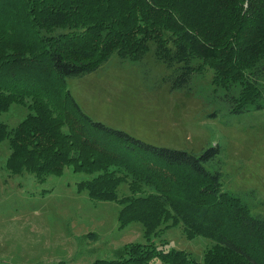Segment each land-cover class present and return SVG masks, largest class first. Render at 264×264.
I'll return each mask as SVG.
<instances>
[{
	"label": "trees",
	"instance_id": "trees-1",
	"mask_svg": "<svg viewBox=\"0 0 264 264\" xmlns=\"http://www.w3.org/2000/svg\"><path fill=\"white\" fill-rule=\"evenodd\" d=\"M119 1L118 8L99 0L82 8L79 0H0V114L14 102L27 108L15 125L0 117V141L9 146L6 169L43 180L71 165L92 174L79 182L90 198L120 204L121 227L139 221L147 237L172 215L187 236L212 240L202 260L136 241L97 264H148L154 257L167 264H264V216L252 211L262 201L253 188H223L218 142L199 152L146 142L93 119L66 86V77L89 73L113 55L136 61L151 51L168 69L161 80L172 91L190 89L214 66L211 83L196 91L215 98L212 114L263 109L264 0L212 1V15L239 25L232 41L215 28L188 25L157 35L156 26L139 23L145 11L136 20L138 5L154 0ZM122 181L128 195L118 193Z\"/></svg>",
	"mask_w": 264,
	"mask_h": 264
},
{
	"label": "rangeland",
	"instance_id": "rangeland-1",
	"mask_svg": "<svg viewBox=\"0 0 264 264\" xmlns=\"http://www.w3.org/2000/svg\"><path fill=\"white\" fill-rule=\"evenodd\" d=\"M94 0H79L84 7ZM121 7L119 0H99ZM125 1V0H124ZM133 2L134 0H126ZM125 1V2H126ZM215 0H154L139 7L146 15L142 26H156L157 35L167 34L176 25L215 28L227 41L236 38L237 26L210 12ZM134 7V5H133ZM251 23L244 27L249 28ZM247 29L244 28L243 32ZM225 31V32H224ZM239 33V34H240ZM136 35L140 37V32ZM142 38V37H141ZM168 72L151 51L143 59L120 60L116 55L99 68L75 77H66V86L82 109L93 119L121 128L157 145L199 152L218 142L223 169V188L241 192L255 189L261 203L252 209L264 216V108L229 112L218 108L213 96L200 97L196 91L216 76L209 65L187 90H170L161 75ZM27 112L12 103L0 117L15 125ZM9 153L6 139L0 141V264H97L112 258L119 248L136 241L184 249L197 260L212 240L200 234L187 236L184 226L166 216L146 237L139 221L119 225L120 204L116 200L90 198L79 182L92 174L74 170L38 180L32 173H10L5 162ZM119 195L131 192L128 184L118 185ZM173 224V225H171ZM169 225V226H168ZM148 264H167L158 257Z\"/></svg>",
	"mask_w": 264,
	"mask_h": 264
}]
</instances>
